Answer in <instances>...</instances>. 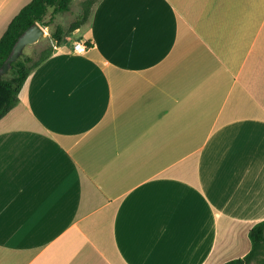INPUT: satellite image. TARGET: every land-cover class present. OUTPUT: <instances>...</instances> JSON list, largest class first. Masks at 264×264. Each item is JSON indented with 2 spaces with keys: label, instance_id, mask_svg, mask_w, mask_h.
<instances>
[{
  "label": "crops",
  "instance_id": "crops-1",
  "mask_svg": "<svg viewBox=\"0 0 264 264\" xmlns=\"http://www.w3.org/2000/svg\"><path fill=\"white\" fill-rule=\"evenodd\" d=\"M32 1L0 0V39ZM52 52L0 118V264L245 257L264 221V0H101Z\"/></svg>",
  "mask_w": 264,
  "mask_h": 264
},
{
  "label": "trees",
  "instance_id": "trees-1",
  "mask_svg": "<svg viewBox=\"0 0 264 264\" xmlns=\"http://www.w3.org/2000/svg\"><path fill=\"white\" fill-rule=\"evenodd\" d=\"M71 2L72 0H33L25 6L12 20L6 33L0 39V70L11 55L20 36L35 23L44 22L49 7L54 8V17L56 14L69 11ZM93 3L91 1L90 4ZM89 14L87 11L83 20L76 21L68 33L58 27L52 36L57 45H63L66 36H70L79 29L86 22ZM52 51V48L46 50L38 61H34L32 58L25 60L19 58L11 65L9 70L11 75L0 79V118L6 116L18 104L19 94L31 71L43 63L52 54ZM249 237L252 243L251 251L243 258L231 260L224 264H264V221L256 224L250 230Z\"/></svg>",
  "mask_w": 264,
  "mask_h": 264
},
{
  "label": "rangeland",
  "instance_id": "rangeland-1",
  "mask_svg": "<svg viewBox=\"0 0 264 264\" xmlns=\"http://www.w3.org/2000/svg\"><path fill=\"white\" fill-rule=\"evenodd\" d=\"M91 1L94 2L92 5L90 4ZM100 1L101 0H72L69 11L56 14L54 17V8L49 7L44 17V22H37L45 30V36L42 37L38 43L26 46L20 56V59L25 60L26 58H32L34 61H38L43 53H45L49 48H52L53 51H55V46L57 43L53 40L52 36L56 29L61 27L66 33H68L70 27L76 21L83 20V17L87 11H89L91 14L93 8ZM90 14L86 22L89 20ZM47 23L49 25H45ZM66 37H68V35ZM74 38L75 37L72 36V39ZM10 75L11 72L8 71L2 77H9Z\"/></svg>",
  "mask_w": 264,
  "mask_h": 264
},
{
  "label": "water",
  "instance_id": "water-1",
  "mask_svg": "<svg viewBox=\"0 0 264 264\" xmlns=\"http://www.w3.org/2000/svg\"><path fill=\"white\" fill-rule=\"evenodd\" d=\"M44 36L45 30L38 23H35L22 34L15 44L11 55L0 70V79L10 70L11 65L20 58L26 46L38 43Z\"/></svg>",
  "mask_w": 264,
  "mask_h": 264
},
{
  "label": "built area",
  "instance_id": "built-area-1",
  "mask_svg": "<svg viewBox=\"0 0 264 264\" xmlns=\"http://www.w3.org/2000/svg\"><path fill=\"white\" fill-rule=\"evenodd\" d=\"M89 50L86 42H77L73 46V52L76 54H85Z\"/></svg>",
  "mask_w": 264,
  "mask_h": 264
}]
</instances>
